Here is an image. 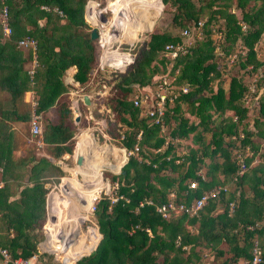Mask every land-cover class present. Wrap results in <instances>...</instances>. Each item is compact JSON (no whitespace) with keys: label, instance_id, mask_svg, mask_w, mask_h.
Segmentation results:
<instances>
[{"label":"trees","instance_id":"1","mask_svg":"<svg viewBox=\"0 0 264 264\" xmlns=\"http://www.w3.org/2000/svg\"><path fill=\"white\" fill-rule=\"evenodd\" d=\"M86 1L0 0V10L3 6L7 9L10 29L9 34L3 36L0 27V245L7 248L12 258L38 254L36 244L43 235L46 184L50 183L48 172L59 171L47 157L36 155L31 149L33 145L24 148L18 156L14 154L17 131L13 123L30 118V108L24 111L19 108V105L29 106L22 98L24 92L30 91L36 113L47 110L53 113L40 136L44 144L51 146L48 154L55 158L71 153V137L75 130L68 97L71 86L64 82L63 76L66 69L74 66L73 80L85 86L91 69L97 64L96 41H100L90 38V27L84 20ZM133 1L136 6L129 12L119 7L123 0H114L109 5L112 18L108 24H104L105 20L101 24L105 35L101 33V43L111 25L131 27L143 22V28L152 29L162 10L161 2ZM161 1L172 7L171 22L180 28L195 24L203 19L205 10L209 11L202 26V39L195 38L187 52L178 55L170 68V73L178 68L176 82H186L189 87L188 92L174 102L172 112L166 114L168 124L170 120L174 122L172 126L169 124V134L188 141L185 144L187 153L175 164L173 159H165L169 153H174L171 145L158 152L152 151L162 145L163 135L131 102L136 87L148 85L155 76L167 72L168 60L163 45L182 40L179 33L152 31L145 43L132 49L126 70L118 74L113 84V94L100 99L110 109L113 120L123 126L121 147L130 148L141 131L138 156H129L120 167L122 150L116 148L114 162L102 159L98 163V167L104 162L112 168L120 167L118 174H103L107 182H118V194L128 201L118 199L110 204L107 192L101 194L93 211L100 237L98 234L94 240L89 237L75 240L68 234H64L66 239L58 236L51 240L45 225L43 247L66 253L64 264L75 260L74 264H200L203 250L212 251L216 258L223 257L220 264H243L244 260H250L254 238H258L264 257V144L252 139L255 136L264 140V80L259 75L255 79V94L260 91V95L258 113L252 119L253 128L243 122L248 109L244 104L247 84L242 80L245 75L257 74L261 64L255 46L264 43V0H235L239 19L229 9L231 0H196L199 4L194 0ZM249 1H252L250 5ZM95 4L94 0H89L86 5L95 16L94 24L98 16ZM239 21L244 23L243 29ZM213 29L221 35L216 41L211 35ZM24 36L36 42V64L31 75L27 72L31 52L17 46L18 39ZM130 36L131 33L125 32L121 39L127 40ZM216 45L221 56L214 52ZM231 53H235L232 64L240 67L241 74L230 76L226 87L217 84L213 90L214 78L220 74L218 60ZM116 61L121 67L127 62L126 55L117 53ZM248 65L250 68L246 69ZM227 111L236 116V121L232 120V115H226ZM206 132L208 139L204 137ZM75 146L73 166L84 158V151L81 148L75 151ZM245 146L252 150L246 164L254 154L258 162L233 181L237 168L234 152L242 151ZM101 170L98 186L101 190L108 189L101 178ZM198 170L202 171L203 179L197 174ZM191 179L198 183L194 189L187 187ZM219 183H231L234 187L210 199L196 215L182 212L163 219L153 205H143L133 212L139 201L151 199L158 204L167 199L170 191L176 193V201L189 203ZM60 187L59 183L57 191L49 193L48 209L70 212L71 208L64 210L66 197L54 194ZM230 199L235 205L228 215L227 201ZM66 220L61 219V222ZM51 222L55 225L54 233L60 232V222ZM253 222L259 225L252 230L238 226V223ZM92 230L93 227L87 228L85 234ZM0 262L2 264L1 257Z\"/></svg>","mask_w":264,"mask_h":264},{"label":"built area","instance_id":"2","mask_svg":"<svg viewBox=\"0 0 264 264\" xmlns=\"http://www.w3.org/2000/svg\"><path fill=\"white\" fill-rule=\"evenodd\" d=\"M54 10L59 14L62 15L61 11L57 8H54ZM99 14V13H97ZM93 19L92 17H90ZM7 9L5 6H3L0 10V27L2 30V33L4 36H7L10 32L8 22H7ZM89 23V21L87 20ZM204 20L199 19L195 22V24L191 25H185L179 29V34L182 38L181 41H175V42H167L163 45V52L164 56L168 60V70L167 72H164L160 75L155 76L151 83L148 85H144L142 87H136L135 91L133 92L131 96V102L134 107H136L140 115L145 116L148 119V122L158 127L159 132L163 135V143L160 147L155 148L152 151L158 152L161 151L163 148H165L168 145H171L173 147L172 153H169L165 159H173L175 164H178L184 155L187 153V149L185 147V144L187 141L181 140L177 137H172L169 134V124L172 126L174 125V122L170 120L168 124L167 119V112L171 113V107L174 104V102L178 99V97L182 94H186L189 90L188 84L186 82L183 83H177L176 82V75L178 73V68H175L172 73H170V68L173 65V62L176 57L180 54H184L187 52V48L190 45L191 42H183L184 38L191 37L192 40L196 39H202V26H203ZM93 24V23H89ZM97 29V25L94 24ZM239 25H241V28L243 29L245 27L244 23L242 21H239ZM104 28V26H102ZM214 36H216L217 39L220 38V32L212 30ZM99 38H101L100 31L98 30ZM101 40V39H100ZM259 43H256V45ZM264 44V43H263ZM17 46L19 48L29 50L31 52V59H30V67L27 70L28 74L31 75L34 71V66L36 64V58H35V46L36 42L32 37L24 36L17 41ZM99 46L102 48L103 52V45L101 42L99 43ZM256 49V46H255ZM214 51L217 54H220L221 51L219 49V46L214 47ZM102 52L100 54V64H103L102 67L105 64H110L108 62L102 61ZM117 55V54H114ZM257 55V53H256ZM229 62L232 64L235 59V53L228 54ZM99 64V65H100ZM125 65V64H124ZM122 65V66H124ZM113 68H117V70L120 68V66L112 65ZM100 67V66H99ZM250 66H246V69H249ZM98 67H95L91 69L90 74L91 77L94 78L96 72L98 71ZM121 71V70H119ZM257 74H252L251 82L247 85V92L244 95L245 102L252 96V94H255V79ZM101 78V77H99ZM99 78H95V80H99ZM101 80L97 84L99 85ZM81 91H86L84 87L79 88ZM110 91V87L108 84L101 83L100 88H98L95 92V94L99 97V99H102L106 97L107 93ZM83 95L87 94H81L80 100L83 102L82 97ZM88 97V95H87ZM90 99V98H88ZM35 102H31V110H30V118H29V136L31 138H36L34 141V144L36 146H41L43 142L40 140L41 136V116L39 113H36L34 111ZM90 113V112H89ZM108 115H111V118H113V114L110 113ZM91 117V116H90ZM232 120L236 121V116L232 115ZM93 125H99L98 121H94ZM119 128H117L118 131V137H116V141L118 143H121L124 138L123 133V126L119 123L117 124ZM100 132L101 136L103 138H107L108 136L103 132L101 128H96ZM141 131H139L136 135V141L132 144L130 148L121 147L118 149L122 150L123 158H125V161L129 156H138L140 153V145L138 140L140 139ZM242 133H239V137H242ZM252 156V150L249 149L248 146H245L242 151H235L234 152V162L237 166L235 173L232 177L233 181L238 180L248 169V167L253 164V161H250V163L247 165L245 160L246 158ZM254 157L252 158V160ZM146 163H149L148 160H145ZM154 166V164H153ZM120 171V170H118ZM117 172H114L115 174H118ZM197 174L200 175L201 179L204 178L202 171L198 170ZM198 185L197 180L191 179L189 180L187 187L189 189H194ZM2 186V181L0 180V187ZM112 193L108 196L110 200V204L114 203L118 199H124V201H128L127 198H124L123 195L118 194V182L112 181L111 185ZM228 189L227 184H215L214 186L210 187L209 189L203 191L198 197L193 198L189 203L183 202V201H176V193L174 191H170L167 194V199L161 203L154 204L151 199H143L138 202L137 206L134 207L133 212H137L140 207L143 205H153L155 212L159 214V216L163 219H168L171 216H175L179 213H187L189 216L196 215L197 212L203 208V206L213 198H217L222 193H225ZM99 200V198L94 199V203L91 204L89 211H94L95 203ZM235 205V201L230 199L227 201V214L231 215L233 212ZM259 225L258 222H253L249 224H242L238 223L239 228H244L245 230H252L255 227ZM145 231L150 234L148 229H145ZM46 234V232H45ZM11 235V234H10ZM46 238V237H45ZM176 244H179L178 238L175 240ZM185 246H182V249H184ZM43 251H47V248L42 249V251H39L38 254H34L30 257L23 258L21 256H18L16 258H12L10 253L8 252L7 248L2 247L0 245V257L2 259V264H48L47 260L39 256L40 253ZM63 258H58L57 256L54 258L52 262H49V264H52L54 261H56L59 264L63 263ZM74 261L70 262L69 264H72ZM264 264V257L262 256V250L259 243L258 238H254L252 240L251 244V257L250 260H244L243 264Z\"/></svg>","mask_w":264,"mask_h":264},{"label":"rangeland","instance_id":"3","mask_svg":"<svg viewBox=\"0 0 264 264\" xmlns=\"http://www.w3.org/2000/svg\"><path fill=\"white\" fill-rule=\"evenodd\" d=\"M88 1L89 0H87L85 5H84V20L86 22L88 20L89 23L90 22L93 23V24L87 23L91 29V27L96 28V26L94 25V22H95L94 17L95 16H94L93 12L86 9V5H87ZM94 1L96 3L94 9L97 10L99 13V14H97L98 16L96 17V23L95 24L98 26L97 31L99 30L100 34H101V30L103 29L101 24L103 23V20H105L104 24L106 25V24H108V21L111 20V18H112V12L110 10L109 5L114 0H94ZM159 1L161 2L162 10L160 11L159 16L155 19V24L153 25L151 30H147V29L143 28V26H145L143 22L140 23L139 26L138 25H133L131 27H125L124 26L123 30L121 32V36H123V34L125 32L131 33V36L127 37V40L118 39L112 45H110V50L108 48H105V50H103L102 55L107 53L109 56L110 55L113 56L114 54H117L120 52L122 54L126 55L127 62L125 63L124 66H121L118 70H117V68H113V66H112L113 64H108V65L105 64L103 67H102L103 64H100L99 58H100V54L102 52V48L99 46L101 38H99V36H98L100 41H98V42L96 41V44L98 46V51H97V64L95 65V67H98L99 69L96 72L95 77L93 78V81L91 82V84L94 83L95 78L101 77V78H99L98 82L101 80L100 84L105 83V84H108L110 87V91L107 93L106 96L113 94V92H114L113 84L118 79V74L123 73L126 70L127 64H128V58H130L133 55L132 49L134 47L137 48L141 44L145 43L148 40L149 34L152 31L169 32L173 35H176L179 33L180 26L174 25L171 22L172 12H173L172 7L169 5L163 4L161 0H159ZM194 1H196V0H194ZM196 3L199 4V1H196ZM231 3H232V5H231V7H229V9H230V11H232L234 13L236 18L239 19V17H240L239 10H237V8L234 6L235 0H231ZM251 3H252V1H249L248 4L250 5ZM135 6H136V4L134 3L133 0H123V2L119 5V7H123L125 9V11H128V12L131 11L132 9H134ZM208 16H209V11L205 10V13L202 15L203 20H205V18H207ZM90 17H92L93 19H91ZM211 35L213 37V40H215V41L218 40L216 38V36H214V34H211ZM104 40H105V38H104ZM192 41L193 40L191 37L183 39V42H185V43L192 42ZM101 44L105 45V41L102 42ZM256 53H257L256 57L259 58L261 61V64L257 67L258 68L257 69V76L259 75V77H261V79L264 80V44L263 43H259L256 45ZM215 54L221 56L222 52L220 54H217L215 52ZM113 59H114V57H113ZM113 59H111V60H113ZM155 63H157V61H155ZM218 64H219V68H220V74L218 77L214 78L215 80L212 83L213 90L215 89L217 84L221 85L222 87H226L228 79L230 76L241 74L240 67L237 64L236 65L231 64L229 62L228 55L226 57H224V59H219ZM167 68H168V62H167ZM119 70H121V71H119ZM64 76H66L65 73H64ZM242 78H243L242 80L248 85L251 82V79L253 77L245 75ZM70 86L73 87L72 85H70ZM259 95H260V91L257 92L256 94H252V96L244 103L247 106L248 110L246 113L247 117L244 119L243 122L249 123V126L251 128H253V126H252L253 116H256V114L258 113ZM2 99H3V96H2ZM22 100H23V98H22ZM19 108L22 111H24L27 108L28 109L31 108V105L30 106L19 105ZM184 108H185V106H184ZM74 112L75 111L73 110L72 111V122L75 126V130H74L73 136L71 137L72 151L70 154L63 153L60 156L55 157V158L51 156V161L59 168V171L58 170H50L48 172L49 179H50V181H49L50 183L46 184V186L48 188V192H47L48 195L51 191H57L58 184L60 183V179L62 177L69 176V172L66 169H64V167L65 166H73V164H74V161L71 158V155L73 153V149H74L75 143L77 141V137H78L80 132L82 133V131H85V134L88 133L86 135L90 134L92 136V138L96 142L97 146L99 145L98 156L102 159H108V160L114 162L115 158L112 155L109 156L108 145L109 146H116L117 148H120V143H118L115 140L116 137H114L116 133L118 134L117 128H119V127L117 126V124L119 122L114 121L113 118H111V115H108L111 113L110 109L105 107V109L103 108V112H102L100 110V107L96 106V108L93 111H91V114L89 112L84 113L83 111H81L80 115H78V114L74 115ZM85 114H87V116H88L87 119H85ZM77 115L79 117V120L74 121V118ZM186 115L188 116L187 113H186ZM226 115L231 116L232 115L231 111H227ZM52 117H53V113L51 111H49L48 113H44L42 115V117H41V133H42L43 127L48 123V121ZM188 117L192 120H195V118H193L192 116H188ZM94 121H98L99 125H93ZM88 122H90V123L88 124ZM15 123H17L16 125H18V128L16 127L17 128L16 129V131H17V133H16L17 148H16V150H14V154H16L18 156L19 154H22L21 151L24 148L30 147L32 145L35 148L32 147L31 149H32V151H34L36 153V155L41 156L42 153L48 154V151L51 150L50 149L51 146L49 147L44 143L41 146H36L34 144V141L36 140V138H31L29 136V116L27 117V120H25L24 122L16 121ZM109 123H111V124H109ZM96 128H101L103 130V132L108 137L103 138L101 136L100 132L98 131V129H96ZM204 137H205V139H208L209 133L208 132L204 133ZM79 139H80V137H79ZM252 139L256 143L264 144L263 140H260L259 138L255 137V136L252 137ZM40 140L42 141L41 137H40ZM41 149H42V151H41ZM38 150L41 152V154L37 153ZM48 155H50V154H48ZM99 157L96 156L94 158V163L96 164V169L93 171V176H92L94 179L92 182L96 183V186H95V189L93 192H94V194L99 193L97 198H100V196L103 192H107L108 196L112 193V189H111L112 182L111 181L107 182L105 180L106 178H104L106 175H104L103 173L108 172L111 174H115L111 169H109V167H108L109 164L106 162L100 164L99 168H97V163L99 162V159H98ZM206 162H207V159H206ZM124 163H125V158H123L120 167ZM102 167H104V168H102ZM120 167L116 168V170H119ZM101 168H102V170H101ZM97 169H99V172L97 171ZM180 169H182V168H180ZM100 170H101V178H102V180H104L107 183L108 189H102L101 190V187L98 186ZM78 179H80V178L78 177ZM82 180H84V179H82ZM231 185H232L231 183L227 184L229 190L233 189V187H234V185L233 186H231ZM74 188L77 190L78 187L74 186ZM48 195L46 194L47 202H46V198H45V220H44L42 227H41V229L43 228L42 229L43 235H42L41 239L38 240V242L36 244V249H37L38 253H39V251H42L43 243H44V240L46 237L45 232L47 229H45V225L47 223V218H48ZM80 202L83 204H86L88 202V200H85V198H82L80 200ZM69 208H71V210H70L69 214H67V215H73L78 211L79 204L76 202L75 205H73L72 207H69ZM84 217H85V219H84ZM64 224H65V222H64ZM89 227H93L94 230L89 232V234L87 236L86 235L84 236L82 233H86V230ZM79 230L81 233H80V235L74 237L75 240H77L79 238H85V237H89V239L94 240L98 236L99 233L97 231L96 219L93 215V211H89V213H87L86 215H83V217L81 219ZM60 232L63 234H67L68 232H70L69 226H66L64 231L62 230ZM65 232H67V233H65ZM61 233L52 232V235L55 236V234H57V236L64 237L63 235H61ZM222 246L224 247V245H221V247ZM202 252L204 254L202 255L203 258H202L200 264H220L221 260L223 259V257H218V258L214 257L212 251L203 250ZM40 254H42L41 255L42 259L44 258L45 260H47V262H52L56 256L58 258H63L65 255H67L66 253H63V252H56V251H50V250L43 251ZM75 261L72 264H74ZM0 264H1V262H0ZM52 264H59V263L54 261Z\"/></svg>","mask_w":264,"mask_h":264},{"label":"crops","instance_id":"4","mask_svg":"<svg viewBox=\"0 0 264 264\" xmlns=\"http://www.w3.org/2000/svg\"><path fill=\"white\" fill-rule=\"evenodd\" d=\"M104 41L105 40H103V42ZM105 48H106L105 45H103V50H105ZM102 54H103V52H102ZM115 56L116 55H113V56L110 55L109 56L106 53V54L102 55V61L108 62V63L113 64L115 66H118V63L116 61V57ZM113 57H114V59H113ZM111 59H113V60H111ZM74 71H75V67L74 66L69 67L68 69L65 70V75L66 76L63 77V80H64L65 83L70 84V85L73 86V87L69 88V90H68V97H69V100H70V109H71V112L74 110L75 111L74 112V115L75 114L80 115L81 114L80 113L81 111H83L84 113L90 112V114H91V111H93L96 108V106H99L100 107V110L103 112V108L105 109V107H107V106L104 103H102L100 101L99 97L95 94L96 90L98 88H100V85L97 84V81L98 80H95L94 83L91 84V82L93 81V78L90 77V79L87 82V84L85 85V87L84 86H79V83L78 82H75L73 80V73H74ZM80 87H84V89L86 91H81L79 89ZM83 93L88 95L87 98H90V99H88V103L87 104H85L84 102H82L80 100V96ZM31 97H32V93L30 91L24 92V94H23V102L24 103H29V106H30L31 105V102H35ZM30 110H31V108H30ZM49 111H51V110H47L44 113H48ZM44 113L40 114V116L42 117V115ZM87 117H88L87 114H85V119H87ZM89 123L90 122H88V124ZM13 124H14V128L17 129L18 128V125H16L17 123H13ZM86 134H88V133H86ZM86 134H85V131H82V133L81 132L79 133V135L77 137V141H76V146L79 145V149L81 148L84 151V157L86 159L90 160L94 164V166L96 167V164L94 163V158L96 156L99 157L97 155L99 145L97 146L98 148L96 149V145L97 144L94 141L95 142V150L93 152H89L88 151L89 142H88V140L86 138V136H87ZM79 137H80V139H79ZM260 140H263V139H260ZM187 143H188V141H187ZM76 146H75V148H76ZM110 147L111 146L108 145V150H110ZM113 147L114 148H117L116 146H112V149H113ZM41 151H42V149H41ZM75 151H76V149H75ZM39 152L40 151L38 150L37 153L38 154H41V152L40 153ZM41 156H45V157H47L51 161V155H48L46 153H42ZM253 157H254V159L252 160ZM253 157L251 158V161H253L254 163L251 164L250 166H253V165H255L258 162L256 154H254ZM71 158L73 159V161L75 163L76 162L75 161V155L72 154L71 155ZM98 159H99V162L102 161V158L99 157ZM79 163H81V162H79ZM98 163H97V168H99L98 167ZM76 167H77V165L76 166H66V167H64V169H66L69 172V176H65V177H62L60 179V185H61V187L59 188V191L56 192V193H54V194H57V195H60V196H65L66 197V201H67V198L72 197V199H73V205H75L76 202L79 204V211H80V216H81V219H82L83 215H86L87 214L86 212H84V210H82V208H83V206L87 205L89 203V201H90L87 198H85L84 194H87L88 192L93 191L94 188H95V186H96V183L95 182H92L94 180L93 179L91 181V184H92L91 189L87 190L86 189V186H85L87 184V182L78 181L76 179V177H75ZM97 171L99 172V169H97ZM74 186H77L78 187L77 190L74 188ZM70 190H75L76 191V194L75 195H71V193L69 192ZM82 198H85V200H88V202L86 204L81 203L80 200ZM69 207H72V206H69L66 203L64 210L69 209ZM51 213H55V215L54 216H50ZM67 214H69V212H62L61 209H58L56 212H51L48 209V218H47L46 225H47V227L49 229V232H50L49 233V236H50V239L51 240H53V239H55V238L58 237L57 235H55V236L52 235V232H54L53 229H54L55 225H52V222L51 221L53 220V222H60V224H58V228H59L60 231H62V230L64 231V229L66 228V226H70V224L69 223H66V222L64 224V222H61V219L63 218V216L70 217V216H73L74 215V214L73 215H67ZM84 219H85V217H84ZM65 233H67V232H65ZM67 234L70 235V236L76 237V235L73 234L71 231L68 232ZM82 234L84 236L85 235L87 236L89 233L88 234L82 233ZM59 237H61V236H59ZM85 239H86V237L84 238V240Z\"/></svg>","mask_w":264,"mask_h":264},{"label":"bare ground","instance_id":"5","mask_svg":"<svg viewBox=\"0 0 264 264\" xmlns=\"http://www.w3.org/2000/svg\"><path fill=\"white\" fill-rule=\"evenodd\" d=\"M122 30H123L122 24L111 25L109 28L107 27V33H106V37H105V47L106 48H108L110 50V45H112L118 39H121V32H122ZM102 32H103V29L101 30V33ZM86 138H87V140L89 142L88 151L89 152H93L95 150V142H94V140H93V138H92V136L90 134L87 135ZM97 148L98 147L96 145V149ZM75 149L78 150L79 149V145H77ZM115 149L116 148H114V147L112 149V146L110 147L109 156L112 155L115 158V154H114L115 153ZM97 155H98V153H97ZM104 160L107 161L108 159H104ZM108 167L111 170H116V168H112L109 165H108ZM117 168H119V167H117ZM95 169H96V167L94 166V164L90 160H88L86 158H84L81 161V163H79L77 165V167H76L75 177H76V179L78 181H81L82 179H84L81 182H87V184L85 185L87 190L91 189V187H92L91 181L93 180V177L92 176H93V171ZM78 177L80 179H78ZM93 191L88 192L87 194H84L85 198H87L88 200H90L89 203L87 205L83 206V208H82V210H84V212H86V213H89L91 204L93 203L94 199L99 194V193L98 194H94ZM69 192L71 193V195H75L76 194V191L75 190H70ZM67 204L69 206H73V199H72V197L67 198ZM54 215H55V213H51L50 214V216H54ZM67 217L68 216H63L62 219L63 220H66ZM64 222L70 224L69 229H70V231L73 234H75L76 236L80 235L81 232L79 230V227H80V223H81V216H80L79 209H78V211L73 216L68 217L67 220L64 221ZM55 235H57V234H55ZM61 235L64 236L62 238H65V235L63 233H61Z\"/></svg>","mask_w":264,"mask_h":264},{"label":"water","instance_id":"6","mask_svg":"<svg viewBox=\"0 0 264 264\" xmlns=\"http://www.w3.org/2000/svg\"><path fill=\"white\" fill-rule=\"evenodd\" d=\"M98 36H99V33H98L97 29H96L95 27H91V29H90V38H91V39H97ZM82 100H83V102H84L85 104L88 103V98H87L86 95H83ZM78 120H79V117H78V115H77V116H75L74 121H78ZM119 172H120V171H118V173H119ZM47 195H48V193H47ZM46 202H47V196H46ZM99 237H100V234H99ZM96 244H97V243H96ZM95 246H96V245H95Z\"/></svg>","mask_w":264,"mask_h":264}]
</instances>
